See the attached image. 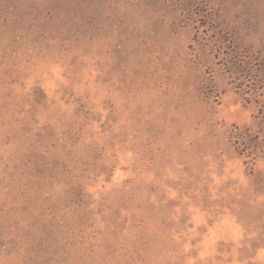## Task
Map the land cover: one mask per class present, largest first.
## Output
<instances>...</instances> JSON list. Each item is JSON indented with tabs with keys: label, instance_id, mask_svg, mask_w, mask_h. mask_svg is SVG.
Wrapping results in <instances>:
<instances>
[{
	"label": "rangeland",
	"instance_id": "374dc122",
	"mask_svg": "<svg viewBox=\"0 0 264 264\" xmlns=\"http://www.w3.org/2000/svg\"><path fill=\"white\" fill-rule=\"evenodd\" d=\"M0 264H264V0H0Z\"/></svg>",
	"mask_w": 264,
	"mask_h": 264
}]
</instances>
